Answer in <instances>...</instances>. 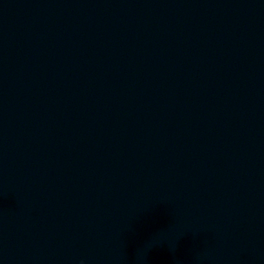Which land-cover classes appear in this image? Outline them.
<instances>
[{"label":"clouds","instance_id":"clouds-1","mask_svg":"<svg viewBox=\"0 0 264 264\" xmlns=\"http://www.w3.org/2000/svg\"><path fill=\"white\" fill-rule=\"evenodd\" d=\"M81 264H83V261H81Z\"/></svg>","mask_w":264,"mask_h":264}]
</instances>
